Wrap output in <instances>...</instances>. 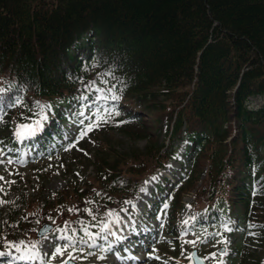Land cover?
I'll use <instances>...</instances> for the list:
<instances>
[{"label":"trees","instance_id":"1","mask_svg":"<svg viewBox=\"0 0 264 264\" xmlns=\"http://www.w3.org/2000/svg\"><path fill=\"white\" fill-rule=\"evenodd\" d=\"M1 86L11 109L32 110V97L47 102L51 129L76 117L83 104L74 111L70 101L86 99L109 102L119 132L148 140L123 155L114 143L98 144L94 176L69 191L81 199L91 188L95 214L82 216L94 226L75 211L71 234L92 235L102 212L136 197L188 139L191 171L171 197V221L196 189L197 209L229 207L236 225L255 233L248 241L264 243V105L251 107L264 98V0H0ZM164 122L172 123L165 140L150 125ZM6 212L2 225L17 231L20 205Z\"/></svg>","mask_w":264,"mask_h":264},{"label":"rangeland","instance_id":"2","mask_svg":"<svg viewBox=\"0 0 264 264\" xmlns=\"http://www.w3.org/2000/svg\"><path fill=\"white\" fill-rule=\"evenodd\" d=\"M260 100L264 102L263 97ZM149 120L151 121V119ZM28 125L35 126L31 123ZM150 125H153V128L160 127L159 123H150ZM67 127L71 128L70 136L75 134L76 126L67 125ZM101 132V136L98 135L97 132L91 137V140L85 141L84 144H87V146L81 150L77 149L73 153L75 159L70 162L67 152L65 155H53L52 157L37 162L31 161L26 164V168H16L14 166L4 168L3 171H1V175L4 179L0 180V196L5 199L14 200L24 195L29 197L27 201H34L37 206L43 197H50L58 192L67 191L68 194H71L69 191L76 181L83 178H91L95 174V168L87 166V161L82 160L89 152L94 151L95 144L99 142L104 143V141L111 142L112 144L114 143V148L120 150L123 155V153L139 152L148 143L147 139H129L123 133L111 131L108 128H103ZM27 136L28 135L24 137ZM179 152V160L170 162L166 169L155 173L146 180L145 189L135 200L133 205L129 203L131 208L128 212L123 211V208L119 219H113L108 214L105 215V224L107 227L109 226L112 234L109 241L118 245V240L126 236L124 228H127V225L132 221L140 224L144 233H147L149 230L144 224L152 226L151 228L155 229L162 227L161 229L163 230V232L157 234L160 240L152 243L150 249L144 250L140 254L139 257L143 260L138 262V264H164L162 261L151 260L149 257L150 254H156L158 249L161 252L160 254H164V256L169 254L180 257L181 260L179 264H191V251L195 248L200 250V255L210 264H232L238 256V250L235 249L233 245L239 240H242V231L241 229H234L233 224L229 223L228 214L219 213L217 216V219L220 220L218 223L219 225L215 227L214 232H210L211 229L208 227L211 223L210 219H214L212 213L202 214L199 218V222L202 221V225L199 229L196 228V230H194L192 225L193 218L191 217V202L194 197L193 192H187V194L184 195L183 203L185 207L181 213L182 219L176 226L177 228L175 226L173 227L172 224L167 226V207L161 206V209L158 208V210L155 211V214H161L158 219H153L155 215L151 216L152 211L147 210V207L151 204L153 207H159L154 206L155 203L153 202H155L156 198L154 194L158 192L157 189H159L160 185L164 186V178L171 177L174 181H178L183 175V170L187 165V161L181 149ZM19 153V161L15 162L25 166L24 162L30 159L29 151L23 148ZM1 157H3V154L0 155V162ZM118 160H122L121 157H119ZM73 161L74 164L78 163V165H74L73 168L64 166L68 163L72 164ZM72 202L73 201L68 200L64 203V206H69ZM124 207H126V205ZM37 208L40 210L38 206ZM144 211L146 213H144ZM226 212H229V210H226ZM142 214L144 215L143 217L141 216ZM207 219L208 221H206ZM52 220L53 218L49 216L46 221L52 223ZM186 221L187 223H185ZM44 223L45 222L37 223L36 227L38 228ZM203 225L205 227H203ZM168 227L175 228L178 234L170 231L167 233V236H165L166 232L164 231L168 230ZM228 229L231 230L229 231ZM70 240L77 244L74 238H70ZM70 240L57 236L52 230L48 235L42 238L39 246L29 247L19 251L16 249L9 250L7 254L13 257L14 264L29 260H31V262L33 261V264H63L64 260H68L69 254L75 256L76 259L69 260L68 264H128L126 261L129 260V255L124 256L114 253L113 251L108 253L101 248L99 242L103 241L102 232H99L94 238V246H89L93 244L92 240L88 242V244H81L79 242L78 247H76V245L75 247H70ZM190 241H195V243H189ZM225 241H227V243H225ZM65 246H67L65 255L56 256L53 259L52 257L55 249L57 247L64 248ZM84 247H87V249H84ZM155 248L156 253L154 251ZM220 249L224 250V253H219ZM240 250H242L241 254L243 255L241 260H245L244 264H264V243L249 241L247 245L241 247ZM245 253L246 258H244ZM248 254H253V256ZM25 256L30 258L21 259V257ZM256 261L258 262L256 263Z\"/></svg>","mask_w":264,"mask_h":264},{"label":"snow or ice","instance_id":"3","mask_svg":"<svg viewBox=\"0 0 264 264\" xmlns=\"http://www.w3.org/2000/svg\"><path fill=\"white\" fill-rule=\"evenodd\" d=\"M0 91H2V90H0ZM112 98L113 99H119L118 96H113ZM9 106L11 107L12 105H9ZM42 107H50V106H42ZM115 114H118V113H115ZM46 118L47 117H45V119ZM100 120H104V122H107L104 117H98V120H97V123H96L95 126H99V121ZM39 123L40 122L37 121L36 122V126L28 125V124H21V125H19L18 130H17V133H16L17 136L18 137H22V136H26V135L35 134V132H36V130L38 128ZM91 129H92V126L90 125L89 128H88V131H91ZM85 134H86V132L85 133H82L81 135L83 136ZM2 179H4V178L3 177H0V180H2ZM142 191H143V189H142ZM0 203H3V201H0ZM165 207H167V206H165ZM185 223H187V221ZM105 227H107V225H105ZM228 230L230 231L231 229H228ZM85 231H87V230H85ZM90 238L93 240V244L92 245H89V246H94V238H92V237H90ZM68 239L70 240V238H68ZM80 243L81 244H88V241L81 240ZM189 243H193L194 244L195 241H190ZM225 243H227V241H225ZM70 245L72 247H75V243L74 242H71V240H70ZM66 248H67V246H65L64 248L57 247L55 249V252H54L52 258L54 259L56 256H64L65 255ZM16 250L17 251L20 250L19 245H16ZM0 255H3V253H0ZM25 258H30V257H28V256L21 257V259H25ZM74 259H76V257L75 256H72L71 254H69L68 260H64L63 261V264H68L69 260H74Z\"/></svg>","mask_w":264,"mask_h":264},{"label":"water","instance_id":"4","mask_svg":"<svg viewBox=\"0 0 264 264\" xmlns=\"http://www.w3.org/2000/svg\"><path fill=\"white\" fill-rule=\"evenodd\" d=\"M194 259L196 260V263L203 264L202 260L200 258H197L196 252H194Z\"/></svg>","mask_w":264,"mask_h":264}]
</instances>
